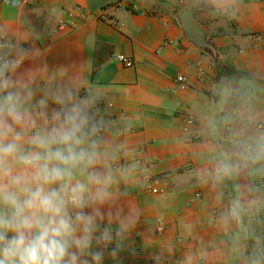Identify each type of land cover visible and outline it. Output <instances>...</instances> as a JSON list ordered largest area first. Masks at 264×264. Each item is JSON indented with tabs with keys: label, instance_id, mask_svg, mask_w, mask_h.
Wrapping results in <instances>:
<instances>
[{
	"label": "crops",
	"instance_id": "0c3cea01",
	"mask_svg": "<svg viewBox=\"0 0 264 264\" xmlns=\"http://www.w3.org/2000/svg\"><path fill=\"white\" fill-rule=\"evenodd\" d=\"M186 6L216 51L187 37L179 17ZM71 10L72 24L60 28L58 19ZM82 11L87 18L78 16ZM0 25L23 37L24 47H34L38 65L75 76L81 97L86 91L97 97L104 147L115 157L107 163L126 193L125 211L137 215L125 250L116 260L106 256L105 264L259 261L264 176L245 171L214 181L211 174L233 153L228 125L252 135L264 123V0L0 2ZM112 52L134 65L112 59ZM95 62L101 65L93 70ZM187 115L194 124L185 123ZM147 175L159 177L163 191H149ZM234 199L244 206L241 219L225 220Z\"/></svg>",
	"mask_w": 264,
	"mask_h": 264
},
{
	"label": "clouds",
	"instance_id": "9594fccd",
	"mask_svg": "<svg viewBox=\"0 0 264 264\" xmlns=\"http://www.w3.org/2000/svg\"><path fill=\"white\" fill-rule=\"evenodd\" d=\"M25 42L0 25V264L116 260L137 215L125 211L126 193L107 163L115 157L104 147L97 97H81L66 69L38 65ZM232 144L212 179L245 171L264 176V131H234ZM243 211L234 199L224 219L239 221Z\"/></svg>",
	"mask_w": 264,
	"mask_h": 264
},
{
	"label": "built area",
	"instance_id": "2783aa9c",
	"mask_svg": "<svg viewBox=\"0 0 264 264\" xmlns=\"http://www.w3.org/2000/svg\"><path fill=\"white\" fill-rule=\"evenodd\" d=\"M0 2L7 3V4L12 5V6H19V5H21L23 3V0H0ZM179 2L183 6L188 4V0H179ZM130 7L134 11L138 10V5L135 2L131 3ZM75 15L76 14H75L74 11H72V10L68 11L66 18L62 17V18L58 19V26L60 28H65L69 24H72V21H73ZM78 16H80L81 18H87L88 17V13L82 11V12H80V14L78 13ZM111 58L115 59V60H118V61H121L125 66H133L134 65L133 59L130 58L129 56L123 54V53L112 52ZM185 79H186V77L184 75H178L177 76V80L179 82H181V83H184ZM108 104L111 105L110 102H108ZM194 120L195 119H194V117L192 115H187L184 118V121H185V123L187 125L188 124H194V122H195ZM257 128H258V131H264V123L263 122L258 123L257 124ZM184 129H185V131H189L188 126H186ZM226 130H227V133H228V138L232 142V126L228 125L226 127ZM207 171H208V169H207ZM160 180L161 179L159 177H157V176L147 175L145 177V187L149 191H152V192H161V191H163L162 188L158 187L159 183L161 182ZM196 195L197 196L200 195V192H197ZM163 228H164L163 224H160L157 227V230L158 231H162ZM154 264H156V263H154ZM258 264H264V255H260Z\"/></svg>",
	"mask_w": 264,
	"mask_h": 264
},
{
	"label": "water",
	"instance_id": "95a60500",
	"mask_svg": "<svg viewBox=\"0 0 264 264\" xmlns=\"http://www.w3.org/2000/svg\"><path fill=\"white\" fill-rule=\"evenodd\" d=\"M179 17L182 21L183 30L189 39L205 49L216 51L213 44L207 39L206 33L200 27L190 7H184L179 12Z\"/></svg>",
	"mask_w": 264,
	"mask_h": 264
},
{
	"label": "trees",
	"instance_id": "16d2710c",
	"mask_svg": "<svg viewBox=\"0 0 264 264\" xmlns=\"http://www.w3.org/2000/svg\"><path fill=\"white\" fill-rule=\"evenodd\" d=\"M100 65H101V62H95L93 70H96L97 68H99Z\"/></svg>",
	"mask_w": 264,
	"mask_h": 264
}]
</instances>
